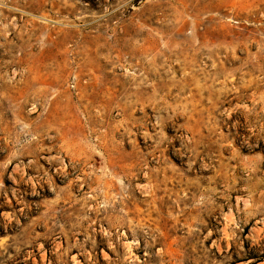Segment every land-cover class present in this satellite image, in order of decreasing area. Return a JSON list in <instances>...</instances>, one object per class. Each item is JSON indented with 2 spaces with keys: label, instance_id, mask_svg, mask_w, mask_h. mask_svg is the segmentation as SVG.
Masks as SVG:
<instances>
[{
  "label": "rangeland",
  "instance_id": "obj_1",
  "mask_svg": "<svg viewBox=\"0 0 264 264\" xmlns=\"http://www.w3.org/2000/svg\"><path fill=\"white\" fill-rule=\"evenodd\" d=\"M0 264H264V0H0Z\"/></svg>",
  "mask_w": 264,
  "mask_h": 264
}]
</instances>
